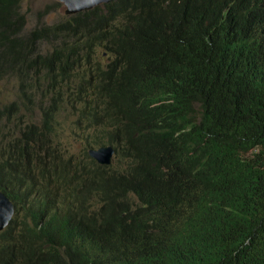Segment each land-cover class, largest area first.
<instances>
[{
	"label": "trees",
	"instance_id": "obj_1",
	"mask_svg": "<svg viewBox=\"0 0 264 264\" xmlns=\"http://www.w3.org/2000/svg\"><path fill=\"white\" fill-rule=\"evenodd\" d=\"M240 1L220 15L211 0H112L27 32L21 0H0V79L41 105L30 122L26 102L0 110V190L17 203L0 264H264V40L252 62ZM64 108L125 172L88 146L65 156Z\"/></svg>",
	"mask_w": 264,
	"mask_h": 264
},
{
	"label": "rangeland",
	"instance_id": "obj_2",
	"mask_svg": "<svg viewBox=\"0 0 264 264\" xmlns=\"http://www.w3.org/2000/svg\"><path fill=\"white\" fill-rule=\"evenodd\" d=\"M56 2V0H22L21 10L26 14V31L28 32L41 24H53L60 20L61 17L65 15V9L63 5H58ZM48 7L49 12L43 19L38 20L40 11H44ZM47 46L49 47L50 45L47 43ZM44 49L46 50L47 47H44ZM100 50V48L97 49L96 56L102 54ZM102 60L103 62L107 61L106 58H103ZM34 77L36 82L38 77L36 75H34ZM38 88L39 91L42 92L45 88L44 83L40 82L38 84ZM35 90H37V83H35ZM13 100H18L20 104L27 101L24 94L21 93V80L16 76V74L9 73L0 79V110ZM26 105L27 106L20 105L19 115L23 116L25 122H30L29 117H27V114L25 113L28 112L29 108L36 107L35 113L38 115L39 109L37 107H40L41 105L37 102H26ZM78 115L79 114L74 110L64 108L57 117L56 129L59 135L57 142H60L61 148L66 150L65 156L82 154L83 157L84 148H87V146L92 143L94 134L97 132V129H93L91 127L87 128L84 123H79L77 121L79 118ZM34 121H39L37 116L34 118ZM120 158L121 157H117L114 160L113 166H123V161H119Z\"/></svg>",
	"mask_w": 264,
	"mask_h": 264
},
{
	"label": "clouds",
	"instance_id": "obj_3",
	"mask_svg": "<svg viewBox=\"0 0 264 264\" xmlns=\"http://www.w3.org/2000/svg\"><path fill=\"white\" fill-rule=\"evenodd\" d=\"M56 1L60 2L61 5H63V7H65L61 0H56ZM102 3H107V2H102ZM102 3H99L97 5H101ZM21 4H22V0H21ZM143 4H149V0H132L130 5H143ZM97 5H95V6H97ZM95 6H93L91 8H88V9H82V10H79V11H76V12H72L70 14L65 13V15H71V14H74V13H77V12H80V11L89 10V9L94 8ZM207 6H208V8H214L216 14L222 15V14H229L230 12H232V9H234V8H240L242 6V3H241L240 0H223L222 3H219L218 0H211V2L207 4ZM248 21H249V24H248ZM240 26L242 28V31L251 32L252 33V62H256L255 52L258 49V45H259L260 39L264 40V0H252V14H250L249 17L248 16L242 17L240 19ZM253 33H255V34H253ZM97 49H99V48H97ZM97 49H96V52H95L94 60L99 61L102 65H105L106 63H108L111 60L112 56L107 54V53H105V52H103L102 49L100 50V52H102V54L99 55V56H96ZM103 58H106L107 61L103 62V60H102ZM240 76H243V75L240 74ZM195 103H196V109H195V111H190V113L195 117L197 122H200L204 116H209V115H207L204 112V110L202 109L200 103H197V102H195ZM85 125L87 126V128L91 127L93 129H97V132L95 134H99L101 132V130L99 128H95L96 126H93L92 124H90V125L89 124H85ZM205 127L206 126H200L199 128L202 131H204ZM107 143L108 142H106V144L100 145V146H97V145H94L93 143H90L89 145L92 146V147H90L88 145V147H89L88 149L89 150L92 149V148L93 149H98L101 146L112 145L113 148H114V153H113V156L111 158V162L110 163H101L98 159L93 157L90 153H89V155L92 156L94 158V160H96V162L99 163L101 166L108 167V168H110L111 171L125 172L123 170L115 169V168L122 169L123 167H115V166H113V162L117 158L119 153L116 152L117 150L115 148V146H116L115 144H110V143L107 144ZM95 147H97V148H95ZM2 192H5V191H2ZM10 200L13 203V206L15 207V213H16V211H17L16 210L17 203L12 198H10ZM14 215H13V217H14ZM13 217L11 218V220L13 219ZM11 220H10V222H11ZM10 222L8 223V225L10 224Z\"/></svg>",
	"mask_w": 264,
	"mask_h": 264
},
{
	"label": "water",
	"instance_id": "obj_4",
	"mask_svg": "<svg viewBox=\"0 0 264 264\" xmlns=\"http://www.w3.org/2000/svg\"><path fill=\"white\" fill-rule=\"evenodd\" d=\"M64 4L65 13L70 14L82 9L91 8L99 3L111 0H61ZM89 153L101 163H110L114 153L112 145L101 146L98 149H90ZM15 214V207L9 196L0 190V231H3Z\"/></svg>",
	"mask_w": 264,
	"mask_h": 264
}]
</instances>
